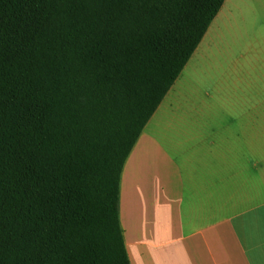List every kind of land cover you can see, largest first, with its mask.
<instances>
[{
    "label": "trees",
    "instance_id": "1",
    "mask_svg": "<svg viewBox=\"0 0 264 264\" xmlns=\"http://www.w3.org/2000/svg\"><path fill=\"white\" fill-rule=\"evenodd\" d=\"M224 0H0V264H130L124 163Z\"/></svg>",
    "mask_w": 264,
    "mask_h": 264
},
{
    "label": "crops",
    "instance_id": "2",
    "mask_svg": "<svg viewBox=\"0 0 264 264\" xmlns=\"http://www.w3.org/2000/svg\"><path fill=\"white\" fill-rule=\"evenodd\" d=\"M253 1L224 0L124 163L130 264H264V103L215 59Z\"/></svg>",
    "mask_w": 264,
    "mask_h": 264
},
{
    "label": "rangeland",
    "instance_id": "3",
    "mask_svg": "<svg viewBox=\"0 0 264 264\" xmlns=\"http://www.w3.org/2000/svg\"><path fill=\"white\" fill-rule=\"evenodd\" d=\"M253 4L254 11L248 14L241 35L236 38L226 35L219 42L229 48V53L215 59L224 63L219 79L226 84V91H232L230 83L240 78L242 92L251 90L264 103V0H254Z\"/></svg>",
    "mask_w": 264,
    "mask_h": 264
}]
</instances>
